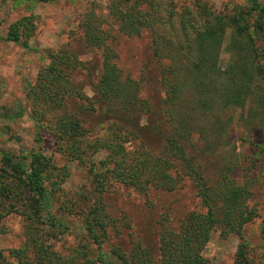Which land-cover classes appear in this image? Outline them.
Here are the masks:
<instances>
[{
    "label": "rangeland",
    "instance_id": "1",
    "mask_svg": "<svg viewBox=\"0 0 264 264\" xmlns=\"http://www.w3.org/2000/svg\"><path fill=\"white\" fill-rule=\"evenodd\" d=\"M114 1L117 10H110ZM131 1L120 7L119 0H0V155L8 153L28 164L31 154L39 152L49 158L54 169L52 177L44 180L52 190L46 211L36 212L30 196L21 189L15 188L8 198L0 196V264H20L23 260L40 264L42 261L37 262L36 258L40 245L35 241L59 256L77 254L78 245L87 242L86 219L93 217L107 227L102 251L107 253L111 247L119 246L126 254L139 243L148 249L153 264H158L162 229L177 228L190 211H205L195 179L185 165L186 159L197 156L201 158L195 162L200 164L199 172L206 182L225 175L247 188L244 206L253 213L242 225L246 256L248 264H264L263 104L255 109L248 101L243 109H227L221 118L224 129H219L220 113L215 109L207 112L212 123L199 119L211 133L200 138L197 132L193 133L184 142L185 158L167 152L171 162L168 173L176 179L173 189L151 183L145 192L140 191L108 171L107 176L99 177L101 188L97 189L96 173L101 172L100 163L108 155L106 149L100 147L93 154L83 152L76 156L69 152L70 148L67 152L60 148L56 122L66 112L76 116L86 130L83 139L75 138L76 142L95 138L111 142L113 130L125 126L136 136L123 143L127 152L134 154L138 152L134 150L143 148L157 155L166 151L164 138L169 133V123L164 112L167 86L163 76L165 68L176 62L175 51L166 47L170 42L185 46L202 22L210 18L209 13L244 16L257 50L256 63L264 66V28L254 29L259 13L246 0H141L134 11L144 14L148 24L130 35L123 30L117 15L120 16L119 10L128 9ZM258 2L264 7V0ZM22 16H31L34 24L27 46L5 38L9 24ZM87 17L95 19L100 29L101 47L86 40L82 20ZM230 35L231 28L226 27L217 59L221 68L230 60ZM60 49L66 50L62 56L66 68L69 65V75L64 82L69 85L57 101L46 100L39 88L32 92L31 86L52 59L51 54L56 53L58 58ZM105 54L109 55V64L116 67L121 82L135 83L138 104H142L138 110H123L112 104L107 107L105 103H94L93 109L86 107L89 100L80 94L93 100V85L103 71ZM262 85L264 92V82ZM181 95L179 104L190 102L192 89L186 83ZM38 114L42 121L35 128L31 116ZM48 213L61 225L52 227ZM238 242L235 234L222 236L216 226L201 250L204 264H233ZM90 247L93 256L98 247Z\"/></svg>",
    "mask_w": 264,
    "mask_h": 264
},
{
    "label": "trees",
    "instance_id": "2",
    "mask_svg": "<svg viewBox=\"0 0 264 264\" xmlns=\"http://www.w3.org/2000/svg\"><path fill=\"white\" fill-rule=\"evenodd\" d=\"M127 1L131 0H119L120 7ZM139 1L141 0H132L131 6L123 12L119 10L120 16L117 15L123 23V30L130 35L139 33V28L148 24L144 14L134 11ZM246 1L252 10H257L259 13L254 29L256 31L263 29V5L258 0ZM115 2L110 4V10H117ZM209 15L210 18L202 22L193 38L188 39L185 46L183 43L175 45L170 42L166 47L175 51L176 54V59H174L176 62L165 68L166 74L164 73L163 76L164 86H167L164 112L169 123V133L164 138L166 151L157 155L143 148L134 150L138 151L134 154L127 152L123 143L136 136L133 130L125 126H119L113 130L114 136L111 142H105L101 138H95L86 143L83 140L76 142L75 138L83 139L86 131L79 119L66 112L58 117L57 138L62 145L60 148L64 149L63 152H67L70 148L69 152L76 156L83 152L93 154L100 147H104L108 152L106 159L100 163L101 172L96 173L94 186L97 189L101 188L99 177L107 176V171L140 191L145 192L151 183L165 189H173L176 186V179L168 173L171 162L167 159L168 156L166 157L167 152L170 151L172 154H179L181 158H185L184 142L191 139L190 136L193 133L197 132L198 137L211 133L210 128L199 123V119L204 118L209 123L211 119L207 118L211 116L207 112L212 109L220 113L217 119H221L227 109L233 106L243 109L248 101L252 102L251 105H254L255 109L258 105H264V92L261 90L262 82H264V66L256 63L257 50L246 18L240 14L229 16L209 13ZM93 22L95 19L89 17L82 20L86 40L89 44L101 47V32L96 22L95 24ZM226 27L231 28L230 60L224 68H221L217 59ZM33 30L34 24L31 16H22L9 24L5 38L27 46V40L32 36ZM60 53L58 58L56 53L51 54L52 59L38 73L36 83L31 86L32 92L36 91L35 88H39L40 95L46 100L55 98L57 101L58 95L61 94L62 97L67 90L66 86L69 85L64 82L65 76L67 78V74L69 75V71L67 72L69 65L66 68L64 65L66 62L62 56L66 54V50L60 49ZM108 57V54L104 55L103 71L97 83L93 85V100L90 102V97L80 94L89 100V105L86 107L93 109L94 103H105L107 107L112 104L121 106L123 110L128 107L138 110L142 104H138L135 83L133 81L131 84L121 82L116 76V67L109 64ZM167 74L171 78H168ZM184 83L191 87L192 95L188 96L189 103L179 104ZM250 113L253 114L252 109ZM31 118L35 121V128H37L42 121V116L38 114ZM222 122L223 119H221L219 129L225 128V123ZM37 140L39 141L40 138L37 137ZM219 140L225 142L224 138H219ZM197 157H192L189 161L186 159L185 165L187 163L189 167L187 173L195 179L197 195L201 198L205 211H190L180 219L177 228L162 229L159 234L158 264H204L205 259L201 255V250L209 239L210 231L216 226L219 227L222 236L232 233L239 239L233 264H248L247 243L243 237L242 225L250 219L253 211L246 210L244 206L248 196L247 188L225 175L211 183L206 182L199 172L200 164L195 162V159L199 160L201 157ZM53 170L49 158L39 152L31 154L28 164L18 157L14 158L8 153H2L0 155V196L8 198L15 188L21 189L30 196L36 212L46 211L52 190L45 186L44 180L52 177ZM63 170H65L64 167ZM49 221L52 227L61 225V222L59 223L58 219L51 215H49ZM86 223L88 224L85 233L87 242L78 245L75 249L77 254L59 256L53 249L49 247L44 249L40 242L35 241L36 245H40L36 253L37 262L42 261L40 264L154 263L148 249L139 243L134 244L126 254L119 246L111 247L109 252L105 253L100 249L107 235L104 222L93 217L86 219ZM92 244L98 247L93 256L90 255ZM26 262L23 260L20 264H27Z\"/></svg>",
    "mask_w": 264,
    "mask_h": 264
}]
</instances>
